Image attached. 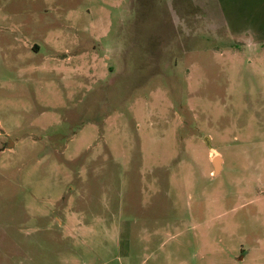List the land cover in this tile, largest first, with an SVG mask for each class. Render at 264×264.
<instances>
[{"label": "rangeland", "instance_id": "1", "mask_svg": "<svg viewBox=\"0 0 264 264\" xmlns=\"http://www.w3.org/2000/svg\"><path fill=\"white\" fill-rule=\"evenodd\" d=\"M0 264H264V0H0Z\"/></svg>", "mask_w": 264, "mask_h": 264}, {"label": "water", "instance_id": "2", "mask_svg": "<svg viewBox=\"0 0 264 264\" xmlns=\"http://www.w3.org/2000/svg\"><path fill=\"white\" fill-rule=\"evenodd\" d=\"M219 163H220V157H215L214 158V165L216 167V170H219Z\"/></svg>", "mask_w": 264, "mask_h": 264}]
</instances>
